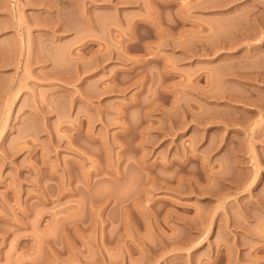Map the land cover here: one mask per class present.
<instances>
[{"label": "rangeland", "instance_id": "rangeland-1", "mask_svg": "<svg viewBox=\"0 0 264 264\" xmlns=\"http://www.w3.org/2000/svg\"><path fill=\"white\" fill-rule=\"evenodd\" d=\"M0 264H264V0H0Z\"/></svg>", "mask_w": 264, "mask_h": 264}, {"label": "bare ground", "instance_id": "bare-ground-1", "mask_svg": "<svg viewBox=\"0 0 264 264\" xmlns=\"http://www.w3.org/2000/svg\"><path fill=\"white\" fill-rule=\"evenodd\" d=\"M82 2V1H81Z\"/></svg>", "mask_w": 264, "mask_h": 264}]
</instances>
